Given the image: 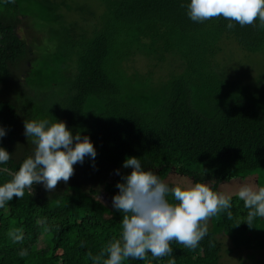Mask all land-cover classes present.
I'll use <instances>...</instances> for the list:
<instances>
[{
  "label": "trees",
  "instance_id": "trees-1",
  "mask_svg": "<svg viewBox=\"0 0 264 264\" xmlns=\"http://www.w3.org/2000/svg\"><path fill=\"white\" fill-rule=\"evenodd\" d=\"M99 1L101 10L65 0H0V146L11 154L0 183L35 148L24 134L27 119L63 120L97 152L55 190L34 183L0 206V264H92L90 257L120 237L124 214L111 197L131 171L122 167L129 156L163 180L176 172L219 187L257 175L264 186V92L258 76L250 84L232 72L264 65L261 23L229 29L223 17L194 22L182 7L188 0ZM31 16L42 25L28 26ZM239 47L236 60L228 52ZM230 211L208 219L196 248L172 241V257L123 264H222V234L231 251L264 252V218L244 223L248 209L235 195Z\"/></svg>",
  "mask_w": 264,
  "mask_h": 264
},
{
  "label": "clouds",
  "instance_id": "clouds-1",
  "mask_svg": "<svg viewBox=\"0 0 264 264\" xmlns=\"http://www.w3.org/2000/svg\"><path fill=\"white\" fill-rule=\"evenodd\" d=\"M182 7L194 22L223 17L229 21V29L233 22L245 26L256 20L264 27V0H188ZM24 134L32 138L35 148L11 173V179L0 183V206L13 197H23L26 190L32 192L34 183L55 190L58 182L66 183L73 175L74 165L82 164L85 157L94 162L97 155L88 135L57 118L27 119ZM5 135V128L0 126V138ZM10 158L11 154L0 146V171ZM122 167L131 171L116 183L118 191L111 197V207L124 214L122 231L98 256L90 257L92 264H123L126 259L144 260L149 254L152 258L172 257V241L196 248L207 235L210 217L220 212L231 217L233 195L248 209L244 223L250 226L254 219L264 218V186L255 182L242 181L232 192L217 187L215 179L168 182L135 156L127 157ZM167 264H175L174 258Z\"/></svg>",
  "mask_w": 264,
  "mask_h": 264
},
{
  "label": "rangeland",
  "instance_id": "rangeland-1",
  "mask_svg": "<svg viewBox=\"0 0 264 264\" xmlns=\"http://www.w3.org/2000/svg\"><path fill=\"white\" fill-rule=\"evenodd\" d=\"M67 1V3L72 4V3H76V4H81V3H85V4H94V3H98V5H100V1L99 0H65ZM99 6L94 4V7L92 5V9H96L99 10L100 8H98ZM101 10V9H100ZM73 19H79L81 18L80 14L77 13H73L72 16ZM24 21L26 22V24H28V26H32L34 25L35 28L40 27L42 25L43 21H40V19H36L34 16H31L30 18H26L24 19ZM39 29V28H38ZM19 32L22 34L23 31L19 30ZM44 34L42 32L39 33L38 35V41L40 43H42V41H44ZM233 54H236V60L237 59H242V54H243V50H241V48H237L236 51H232V52H228ZM252 62H254V59H251ZM232 72L234 73H241L243 74V79L248 81L250 84L253 83V80L258 76L259 78V82H260V90L263 89L262 92H264V65L257 64V63H253L250 66H247L245 64L243 65H239L238 67H236ZM181 178H191L190 176L187 175H182L176 172H172L170 173L164 180L168 181V182H172L174 180H178ZM255 182L256 184H258L257 181V175H252L249 176L247 178L244 179H232L229 181H224L221 182L219 184V187H222L225 191H232L234 192L236 187L242 182ZM104 200H106V196H102ZM218 241L220 243L221 246V258L220 261L222 264H262L264 262V252L263 251H249V250H241V251H231L232 248V244L229 240V238L225 235H220L218 236Z\"/></svg>",
  "mask_w": 264,
  "mask_h": 264
}]
</instances>
